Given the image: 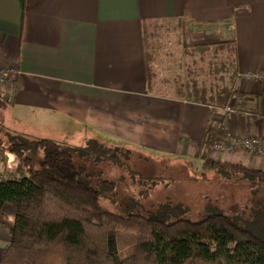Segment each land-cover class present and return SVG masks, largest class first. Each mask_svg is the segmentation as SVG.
Returning a JSON list of instances; mask_svg holds the SVG:
<instances>
[{
  "label": "crops",
  "instance_id": "obj_1",
  "mask_svg": "<svg viewBox=\"0 0 264 264\" xmlns=\"http://www.w3.org/2000/svg\"><path fill=\"white\" fill-rule=\"evenodd\" d=\"M208 52L221 59L207 84L197 64ZM8 68L2 137L115 140L202 167L221 160L264 171V154L212 151L205 137L212 127L213 141L264 138V80L241 77L264 73V0H0V70ZM230 88L237 98L217 106L216 93ZM195 89L208 90L207 104L193 100ZM6 156L15 173L16 157ZM15 213L4 204L0 255Z\"/></svg>",
  "mask_w": 264,
  "mask_h": 264
},
{
  "label": "trees",
  "instance_id": "obj_2",
  "mask_svg": "<svg viewBox=\"0 0 264 264\" xmlns=\"http://www.w3.org/2000/svg\"><path fill=\"white\" fill-rule=\"evenodd\" d=\"M207 92L195 89L193 100L207 104ZM237 93L233 88L220 89L216 105L224 106ZM207 134L213 141L217 130L209 127ZM4 138H0V213L5 203H11L16 213L13 224L6 227L10 240L0 264H264L260 200L248 217L243 210L229 215L219 207H207L193 220L188 205L180 201L142 204L149 189L165 178L132 170L130 148L95 139L69 146L9 133ZM39 151L42 156L36 157ZM6 153L17 158L13 174H6ZM75 154L95 166L106 163L125 169L129 179L142 187L138 197L121 203L116 181L103 178V171L76 165ZM203 168L224 179L242 174L255 193L256 183H264L263 170L241 163L209 161Z\"/></svg>",
  "mask_w": 264,
  "mask_h": 264
},
{
  "label": "rangeland",
  "instance_id": "obj_3",
  "mask_svg": "<svg viewBox=\"0 0 264 264\" xmlns=\"http://www.w3.org/2000/svg\"><path fill=\"white\" fill-rule=\"evenodd\" d=\"M207 55V56H206ZM203 56L202 61L197 64L200 70L201 79L207 84L212 81L211 74L206 72L213 64H218L221 56H211L208 52ZM168 72L176 70V65H168ZM176 72V71H174ZM200 78V77H199ZM1 118V117H0ZM59 134V131H54ZM1 139L4 137L0 136ZM65 138H55L53 141H62ZM97 140V139H95ZM68 141V140H66ZM69 146H81L82 142L77 139H70ZM111 147H126L131 149L128 164L134 171L141 172L150 176H159L165 178L164 183L156 185L149 189V195L141 199L145 207L152 206L162 201L183 202L189 207V217L193 220L198 218L200 212L207 207H219L225 213L232 215L243 210L248 217L250 208H257L256 201L264 202V183H256L257 192L251 191L249 180L242 174H236L229 179H224L220 175L214 174L209 169H204L192 158H177L173 155L155 153L152 150L124 145L117 141L97 140ZM42 151H39L36 157H41ZM9 163V170L13 171L17 158ZM74 162L78 166L84 167L87 171L102 172V177L116 181V192L121 203L127 202L131 198H137L141 186L132 182L125 169L101 163L98 166L92 165L88 158H80L74 155ZM12 166H11V165ZM7 167H5L6 169ZM13 174V173H11ZM124 177L123 182L118 178ZM260 187H263L260 188ZM260 188V189H259ZM257 199V200H256ZM95 220L97 215L94 214Z\"/></svg>",
  "mask_w": 264,
  "mask_h": 264
},
{
  "label": "built area",
  "instance_id": "obj_4",
  "mask_svg": "<svg viewBox=\"0 0 264 264\" xmlns=\"http://www.w3.org/2000/svg\"><path fill=\"white\" fill-rule=\"evenodd\" d=\"M14 69L8 68L6 70H0V83L4 85H10L12 83ZM241 77L245 80H264V73L260 72H243ZM229 109V107H227ZM207 146L210 150L216 152H255L257 154H264V138L259 139L256 137L251 138H236L232 135H227L223 140L210 141V138L207 139ZM6 174H11L7 171Z\"/></svg>",
  "mask_w": 264,
  "mask_h": 264
}]
</instances>
